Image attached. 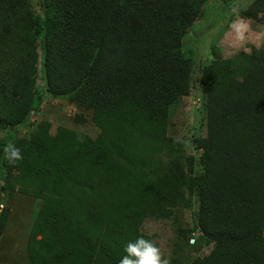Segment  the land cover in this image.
Masks as SVG:
<instances>
[{
    "label": "trees",
    "instance_id": "16d2710c",
    "mask_svg": "<svg viewBox=\"0 0 264 264\" xmlns=\"http://www.w3.org/2000/svg\"><path fill=\"white\" fill-rule=\"evenodd\" d=\"M210 1L0 0V245L7 199L42 201L23 264H119L150 220L174 223L169 264H264V45L197 67ZM238 16L264 25V0ZM194 90L206 135L171 133ZM46 95L100 131L53 133Z\"/></svg>",
    "mask_w": 264,
    "mask_h": 264
},
{
    "label": "rangeland",
    "instance_id": "374dc122",
    "mask_svg": "<svg viewBox=\"0 0 264 264\" xmlns=\"http://www.w3.org/2000/svg\"><path fill=\"white\" fill-rule=\"evenodd\" d=\"M250 1L237 0L223 4L219 0H211L202 8L200 19L184 39L185 48H191L193 51L197 67L205 65L207 59L213 57V50L216 53H221L223 58H229L239 52H248L252 47L264 45V25L244 20L238 16V8L246 7ZM241 25L246 26L243 31V39H239L237 35V29ZM225 30H227L226 33L222 35ZM196 93L197 90L192 91L191 95L183 99L180 107L176 110L171 122V133L181 136L190 122L191 128L194 129L193 135L195 132L200 136L206 135L205 116L199 109L202 101ZM41 108L46 113V119H49L53 125V133L61 124L87 134H95L100 131L96 127L91 113L76 105H69L46 95ZM79 115H82L85 121L79 122ZM192 153L197 155V152ZM9 204L12 210L11 222L2 237L0 260H4L2 264H13L7 263L5 260L23 264L27 260L30 227L37 217L42 201L38 198L24 197L18 192L7 199L6 205L9 206ZM185 216L190 221L193 218L191 211H187ZM174 227L172 221L150 220L143 225V231L154 236V243L159 248L163 259H168L171 254Z\"/></svg>",
    "mask_w": 264,
    "mask_h": 264
},
{
    "label": "clouds",
    "instance_id": "9594fccd",
    "mask_svg": "<svg viewBox=\"0 0 264 264\" xmlns=\"http://www.w3.org/2000/svg\"><path fill=\"white\" fill-rule=\"evenodd\" d=\"M244 29H246L245 25L237 29L239 39H243ZM5 158L9 163H15L22 160L23 156L18 147L9 144L5 148ZM2 208L3 204H1L0 211ZM124 251L126 254L119 260V264H169L167 259L161 257L159 248L151 240L143 237H138L135 242H129Z\"/></svg>",
    "mask_w": 264,
    "mask_h": 264
}]
</instances>
